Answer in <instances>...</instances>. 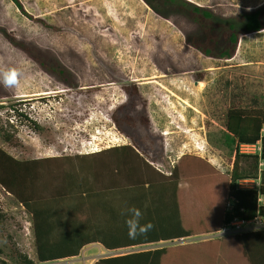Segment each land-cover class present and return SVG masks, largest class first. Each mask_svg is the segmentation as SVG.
Segmentation results:
<instances>
[{"label":"rangeland","instance_id":"1","mask_svg":"<svg viewBox=\"0 0 264 264\" xmlns=\"http://www.w3.org/2000/svg\"><path fill=\"white\" fill-rule=\"evenodd\" d=\"M20 1L51 27L24 16L11 0H0V67L22 70L18 88L0 83V120L14 136L12 142L0 136V148L19 161L60 157L55 163L62 168L51 162L34 190L53 195L68 173L78 179L80 156L123 142L139 144L154 164L165 142L186 143L190 146L167 152L210 151L218 167L231 171L238 149L225 116L233 104L264 108V30L242 35L236 55L218 60L186 44L187 36L199 31L187 16L162 17L143 0ZM188 1L218 19L264 4ZM6 35L45 55L50 70ZM14 109L30 121L12 117ZM126 112L136 119L132 125L121 121ZM258 171L255 159L238 160L243 177ZM18 253L37 260L32 215L0 187V264H18Z\"/></svg>","mask_w":264,"mask_h":264},{"label":"crops","instance_id":"2","mask_svg":"<svg viewBox=\"0 0 264 264\" xmlns=\"http://www.w3.org/2000/svg\"><path fill=\"white\" fill-rule=\"evenodd\" d=\"M184 146L190 145L165 142V152L158 157L157 164L134 142L115 143L80 156L78 180L63 182L61 192L47 196L46 212L50 227L62 232L60 236L55 234V239L61 240L56 244L82 248L77 256L53 262H40L36 256L37 260L32 259L34 264H104L103 261L121 259L156 246L214 239L211 236L216 233H210L215 227L213 168L222 173L231 171L218 167L210 151L167 152L169 148ZM48 158L58 162L60 157ZM125 206L140 208L144 213L141 223L154 225L146 236L129 239L120 215ZM227 237L221 252L208 257L212 264H264V229ZM67 238L72 241H64ZM106 245L121 248L109 250Z\"/></svg>","mask_w":264,"mask_h":264},{"label":"trees","instance_id":"3","mask_svg":"<svg viewBox=\"0 0 264 264\" xmlns=\"http://www.w3.org/2000/svg\"><path fill=\"white\" fill-rule=\"evenodd\" d=\"M11 1L27 18L40 22L45 27H51L45 21L36 19L30 15L20 0ZM143 1L149 8L162 17H165L170 12H177L187 16L198 27L199 31L198 34L187 36L186 44L201 54L218 60H230L236 55L242 35L258 33L264 30V4L252 10L241 11L237 15L226 19H218L212 10L188 0ZM10 41L15 46L27 51L43 68L50 70L51 66L45 55L22 45L16 39L11 38ZM134 90L137 92V88H134ZM121 108L124 109V107ZM13 112L12 117L17 118L19 116L30 121L27 116L20 114L16 109ZM113 120L118 126V121L116 119ZM140 120L143 124H147L148 122L146 119ZM121 121L127 125H132V123L136 122V119L126 112L122 116ZM263 127L264 108H247L240 104H233L226 112L225 128L228 136L237 146V149L240 145H254L261 140V159L264 161V136L261 133ZM0 136L6 142H12L14 138L13 135L4 129L1 120ZM244 156L258 161V157L256 156L240 155L236 151L230 173H222L216 167L213 168L215 179L212 209L215 227L210 233H218L225 224H229L235 219L251 220L256 218L257 215L264 218V206L259 207L258 205V196L264 195V170L260 172V178L258 176L250 178L260 180V188L258 190L240 189L239 182L248 178L243 177L238 172V160ZM55 161L48 159L19 161L0 148V187L16 197L26 211L32 215L37 257L43 263L77 256L82 248V246L71 244H56V242L61 240H58V238L55 239L54 236L55 234L60 236L62 232H56L50 227L48 222L49 215L46 212L47 197L34 190L35 186L40 182L39 179L44 169L51 166V162L52 164H56L54 168H62V165L55 163ZM72 175L70 173L67 174L65 179L66 183L78 180L73 179ZM58 192H61L60 189H58ZM208 208H210V205H208ZM67 234H70V232ZM226 238L229 237L224 236L195 243L157 247L150 250L133 252L127 257L111 259L103 261V263L212 264V260H208V257L221 252V247ZM64 241L72 240L67 238ZM105 248L114 250L121 247L106 245ZM16 260L18 264H34L33 260L27 254L18 253ZM1 264L8 263L2 262Z\"/></svg>","mask_w":264,"mask_h":264},{"label":"built area","instance_id":"4","mask_svg":"<svg viewBox=\"0 0 264 264\" xmlns=\"http://www.w3.org/2000/svg\"><path fill=\"white\" fill-rule=\"evenodd\" d=\"M261 133L262 136H264V127ZM238 151L240 153H247L250 156L258 157V165H259L258 178H260V172L264 170L263 168L264 161L261 159L262 141L260 140L254 145H244V144L240 145L238 147ZM239 188L243 190H258L260 188V180L259 179L254 180L250 178L243 179L239 182ZM258 205L259 207L264 206V195L258 196ZM263 229H264V218L261 217L260 215H257L256 218L251 220L235 219L231 221L229 224H225L221 229V231H219L215 235H212L211 237L221 238L224 236L238 235L244 232L258 231Z\"/></svg>","mask_w":264,"mask_h":264},{"label":"clouds","instance_id":"5","mask_svg":"<svg viewBox=\"0 0 264 264\" xmlns=\"http://www.w3.org/2000/svg\"><path fill=\"white\" fill-rule=\"evenodd\" d=\"M22 70L18 67H0V83L5 88H18ZM147 207V205H145ZM121 217L124 218V224L127 227L129 239H136L139 236H146L153 228L151 222L141 223L144 213L135 206H125L120 210Z\"/></svg>","mask_w":264,"mask_h":264}]
</instances>
